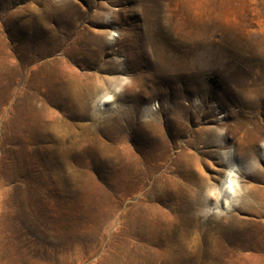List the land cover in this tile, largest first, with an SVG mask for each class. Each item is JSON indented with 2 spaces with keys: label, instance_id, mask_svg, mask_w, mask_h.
Here are the masks:
<instances>
[{
  "label": "rangeland",
  "instance_id": "obj_1",
  "mask_svg": "<svg viewBox=\"0 0 264 264\" xmlns=\"http://www.w3.org/2000/svg\"><path fill=\"white\" fill-rule=\"evenodd\" d=\"M158 5L161 15L177 16L183 36H192L200 53L264 52V0H0V264H264V133L252 155L236 162L240 198H227L224 150L230 146L219 132L221 103L204 107L208 121L194 135L196 146L209 151L194 163L198 184L184 183L173 196H146L105 168L116 149L102 137L107 129L113 140L125 117L161 122L174 105V98L148 89L135 108L116 87L119 79L132 78L116 42L141 32L146 12ZM23 15L85 41L103 39L83 62L99 91L81 108L62 103L68 117L58 127L51 123L58 111L42 68L44 50L18 48L15 23ZM192 101L201 103L198 96ZM230 104L243 112L240 122L255 121L264 98L252 108ZM66 131L88 137L81 147L99 152L105 164H67L69 156L52 142ZM64 169L72 175H62Z\"/></svg>",
  "mask_w": 264,
  "mask_h": 264
},
{
  "label": "bare ground",
  "instance_id": "obj_2",
  "mask_svg": "<svg viewBox=\"0 0 264 264\" xmlns=\"http://www.w3.org/2000/svg\"><path fill=\"white\" fill-rule=\"evenodd\" d=\"M162 11L163 7L158 5L146 12L141 32H127L116 42V55H121L124 69L132 74L131 79H119L116 87L124 90L135 108L147 100L144 93L148 89L174 98V105L161 122L156 119L138 122L134 115L127 116L120 122L119 137L112 140L110 135L114 132L110 129L101 134L116 148L107 156L105 168L118 171L119 177L135 183V191L146 196H173L184 183L198 184L201 178L196 174L194 163L199 158H207L209 151L196 146L194 135L208 121L209 114L204 107L216 100L221 103L220 114H225L219 129L221 139L230 146L224 150L230 166L224 196L237 200L243 192V182L240 169L235 168L236 162L252 155L264 133V107L255 121L240 122L243 112L232 111L230 102L236 100L252 108L264 98V52L241 56L235 51L224 54L214 49L200 53L195 39L183 36L177 16L161 15ZM26 15L15 23L21 34L18 48L22 52L31 45L44 50L42 68L58 111L51 123L58 127L68 117L61 108L62 103L81 108L99 91V85L83 73V62L87 63L91 54L99 50L103 39L95 36L85 41L77 32L61 33L43 19ZM57 34L59 38L55 41L53 35ZM6 37L11 42L9 31ZM195 96L201 99L200 105L193 103ZM102 98L113 99L107 94ZM60 134L52 142L59 146L61 154L69 156L71 160L67 164L84 165L87 161L105 164L99 152L87 153L81 147L88 137L67 131ZM262 150L264 154V142ZM106 173L97 175L103 177ZM62 175L70 177L72 173L64 169Z\"/></svg>",
  "mask_w": 264,
  "mask_h": 264
}]
</instances>
